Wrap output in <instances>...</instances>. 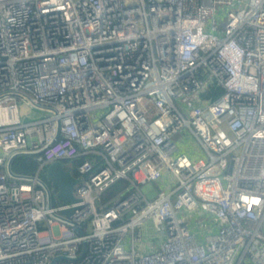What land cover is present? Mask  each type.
I'll list each match as a JSON object with an SVG mask.
<instances>
[{
	"label": "built area",
	"instance_id": "2783aa9c",
	"mask_svg": "<svg viewBox=\"0 0 264 264\" xmlns=\"http://www.w3.org/2000/svg\"><path fill=\"white\" fill-rule=\"evenodd\" d=\"M42 147L77 202L7 174ZM263 172L264 0H0V264H264Z\"/></svg>",
	"mask_w": 264,
	"mask_h": 264
},
{
	"label": "water",
	"instance_id": "95a60500",
	"mask_svg": "<svg viewBox=\"0 0 264 264\" xmlns=\"http://www.w3.org/2000/svg\"><path fill=\"white\" fill-rule=\"evenodd\" d=\"M21 96L24 99H26L29 103L34 105L36 108L44 109V107L34 104L29 97L24 96V95H21ZM60 128H61L60 123H58L57 138L59 136ZM45 148L46 147H42L41 149L36 150V151H17L11 154L7 158L6 164H5L7 174L9 175L10 178L14 180L26 182V183H36L39 187H41L44 190L45 195H46V206L48 209H52V206H53L54 193L52 189H55L58 192V198L60 200V203H59L60 205H64L66 203L77 202V199L74 196V188H75V185L79 183V180L72 174L71 170L66 167V164L64 163V161H61V160L56 161L47 167L46 175L50 183H47L42 178L37 177V176L20 175V174H16L13 171L12 165L16 158L21 157V156L34 157L42 153ZM61 213L65 215V217L62 215L61 216L57 215L55 213H52L51 216L59 221H62L68 224L70 228L73 229L75 233H77L78 235L85 234L84 229L81 226L77 225L71 219H69L71 215L74 213V209L72 208L65 209V210H62ZM85 249H86V243L84 244V250L82 254L73 260L80 259L83 256ZM59 259H61V257L54 258L52 261V264H55Z\"/></svg>",
	"mask_w": 264,
	"mask_h": 264
},
{
	"label": "trees",
	"instance_id": "16d2710c",
	"mask_svg": "<svg viewBox=\"0 0 264 264\" xmlns=\"http://www.w3.org/2000/svg\"><path fill=\"white\" fill-rule=\"evenodd\" d=\"M221 93H223V90H221V88H215L214 86H212L211 89H209V91L204 95V97L208 99H214ZM82 161H83L82 158H78L77 160H75L71 164L73 167V170H75L76 169L75 167ZM64 163L66 164L67 168H70L68 161H64ZM12 168L16 174L34 176L38 173L39 165L37 161L34 159V157L21 156L14 160ZM40 176L44 181H46L47 183H50L45 171L41 172ZM121 184L123 185V187L125 186V182H121ZM118 187H119L118 185H115L114 187H112V189L109 190L110 191L109 194L111 196H109V194L107 196L105 195V200L117 194L121 190V189L119 190Z\"/></svg>",
	"mask_w": 264,
	"mask_h": 264
},
{
	"label": "rangeland",
	"instance_id": "374dc122",
	"mask_svg": "<svg viewBox=\"0 0 264 264\" xmlns=\"http://www.w3.org/2000/svg\"><path fill=\"white\" fill-rule=\"evenodd\" d=\"M18 105H19V111L23 117L24 120L30 121V120H35V119H40L47 115V112L36 109L34 107L29 106L26 101L22 100L21 98H18ZM119 187V190L123 188V185L117 184ZM112 189V188H111ZM110 193V191L106 194V196ZM109 196H111L109 194Z\"/></svg>",
	"mask_w": 264,
	"mask_h": 264
},
{
	"label": "bare ground",
	"instance_id": "6f19581e",
	"mask_svg": "<svg viewBox=\"0 0 264 264\" xmlns=\"http://www.w3.org/2000/svg\"><path fill=\"white\" fill-rule=\"evenodd\" d=\"M261 175H263V176H264V172H263Z\"/></svg>",
	"mask_w": 264,
	"mask_h": 264
},
{
	"label": "flooded vegetation",
	"instance_id": "af4514ba",
	"mask_svg": "<svg viewBox=\"0 0 264 264\" xmlns=\"http://www.w3.org/2000/svg\"><path fill=\"white\" fill-rule=\"evenodd\" d=\"M52 190H54V191H55V189H52Z\"/></svg>",
	"mask_w": 264,
	"mask_h": 264
}]
</instances>
